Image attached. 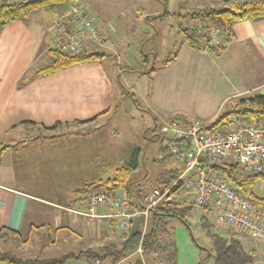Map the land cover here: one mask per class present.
I'll return each mask as SVG.
<instances>
[{
    "label": "crops",
    "instance_id": "crops-1",
    "mask_svg": "<svg viewBox=\"0 0 264 264\" xmlns=\"http://www.w3.org/2000/svg\"><path fill=\"white\" fill-rule=\"evenodd\" d=\"M223 1L105 0L102 4L89 0L86 6L91 16L109 34L106 42L95 48L105 56L99 62L75 65L51 75L38 71L53 60L50 51L57 46L53 31L58 19H50L46 11H35L28 18L0 27V252L9 246V239L19 240L16 246L20 250L37 241L43 250L47 232L51 243L60 232L69 233L72 241H85L79 250L67 253L120 242L115 222L89 221L72 212L82 207L74 191L99 179H111L114 171L116 174L117 168L128 163L138 150V146L123 149L118 143L112 144L115 130L108 136L103 133L105 125L101 121L116 113L120 107L117 102L131 92L122 90L119 80L116 88L113 83L115 73L122 77L126 71L102 65L105 51L111 50L109 40L114 34L119 42L126 32L138 31L145 11H165L164 17L173 6L178 16ZM103 5L111 7L118 19L112 22L104 17ZM121 11H134L132 22L121 20ZM215 42L224 44L220 37ZM224 45L226 51L218 55L182 42L169 65L145 75L152 88L141 110L154 120L152 137H157L154 131L160 121L175 115L207 124L228 111L234 99L264 96V18L235 24L233 37ZM133 109L131 106L130 113ZM142 134L148 135L145 131ZM178 169L183 171L181 166ZM209 216L216 233L239 239L247 252L254 253L253 264H264V237L255 239L243 232H230ZM162 246L171 254L163 241ZM136 259V255H130L120 264H134ZM199 259L198 255L194 264ZM147 262L156 264V259L150 254ZM65 264L89 263L71 259Z\"/></svg>",
    "mask_w": 264,
    "mask_h": 264
},
{
    "label": "built area",
    "instance_id": "built-area-1",
    "mask_svg": "<svg viewBox=\"0 0 264 264\" xmlns=\"http://www.w3.org/2000/svg\"><path fill=\"white\" fill-rule=\"evenodd\" d=\"M3 1L7 0H0V3ZM197 29L208 31L211 42L220 37L219 30L211 25L201 24ZM53 35L56 50L68 55L91 52L107 40L106 31L79 0L74 1L69 13L55 23ZM211 123L174 121L156 128L155 136L166 141L168 154L181 164L183 171L168 187L155 188L147 205L138 203L134 206L123 193L91 191L82 197L81 209L72 212L89 221L105 219L115 222L119 240L125 242L136 216H141L139 230L143 239L151 209L172 202L173 198H186L196 208L206 210L217 225L228 231L263 238L264 206H256L247 200L237 186L223 173L213 171L210 165L231 162L238 164L245 173L264 174V124L236 117H231L230 123L224 121L214 128ZM101 209L104 212L101 213ZM134 254L142 264H148L142 243ZM151 254L156 264H170L166 247H159ZM95 264L101 263L96 261Z\"/></svg>",
    "mask_w": 264,
    "mask_h": 264
},
{
    "label": "rangeland",
    "instance_id": "rangeland-1",
    "mask_svg": "<svg viewBox=\"0 0 264 264\" xmlns=\"http://www.w3.org/2000/svg\"><path fill=\"white\" fill-rule=\"evenodd\" d=\"M79 1L88 5L87 2L89 0H84L86 3L83 0ZM99 1L105 4V0ZM72 4L73 2L62 3L57 5L52 11L46 13L50 19L60 20L69 13ZM152 4L157 10L160 9L158 4ZM103 8L107 14H104V17L111 18L112 22L118 19L111 7L103 5ZM174 10L172 6L170 11H168L169 15L166 17H161L165 11H145L143 18L145 20L150 19L151 22L147 23L142 18L138 22L139 30L126 32L119 42L115 40L114 34H112L108 44V46L111 45V50L105 51L107 57L102 62L104 67L114 66L117 69H122L121 71H126L122 77H118L119 75L117 76V73H115L113 83L116 88L120 81L121 89L124 88L126 91L131 90V92L125 93V97L120 99V103L117 102L120 105L118 111L114 114L112 112L101 122L105 125L103 133H106L107 136L110 131L115 130L113 139H111L112 144L118 143L123 149H131L133 146H138L137 149L140 153L139 167L130 177V180L134 182L131 186L132 197L130 199L134 206L138 205V201L147 205L148 197L155 188L159 187L157 183L158 177L163 172L166 173L181 166L175 158L168 154L166 141L162 137H152L153 132L151 129L154 127V120L149 113L141 110L146 100H149L152 88L150 78L145 75L157 73L164 68L167 62H172L179 52L180 45L182 42H185L182 29L189 26H198L197 23H192L191 20H180L177 16L179 11ZM63 11L64 13L67 12L64 14ZM132 12L121 11L119 18L123 21L128 20L132 22ZM108 36L109 34L107 33V38ZM92 51H98V49L93 48ZM124 59L131 64V68L126 66L125 61H123ZM134 70L138 71L136 72L137 74L133 73ZM113 99L115 100V97ZM131 106L135 107L132 113H130ZM226 111L227 109L224 112ZM171 122L174 121L165 119L164 122L160 121L157 126L159 127L162 124ZM143 131L148 133V135L144 137ZM35 135L31 134L30 137H34ZM129 159L123 161L126 162ZM228 164L233 163L230 162ZM114 177L115 171L112 178ZM32 180L35 182L36 178L33 177ZM261 182L264 183V180H260L257 183V191L264 196V189H260ZM172 202L178 204L179 212L184 218V221L179 218L170 219L165 232L162 234V241L169 246L171 251L173 264H194L198 255L200 258L198 264H216L214 253L212 252L211 239L206 229L201 225V219L207 216L206 210L196 208L186 198H173ZM189 206L190 209L183 212ZM213 231L215 232V230ZM49 235V232H47V236L44 239L46 248L43 250L38 241L37 244L31 245L27 249L21 248L20 250L16 246V244H19V240L17 239H9V246H4L1 250L3 252H10L22 260L37 257L44 260L60 258L63 254L72 252L70 250H79L85 243V241L81 240L72 241L69 233L60 232L58 237L53 236L52 240L56 242L54 244V242H50ZM4 244L2 242V245Z\"/></svg>",
    "mask_w": 264,
    "mask_h": 264
},
{
    "label": "trees",
    "instance_id": "trees-1",
    "mask_svg": "<svg viewBox=\"0 0 264 264\" xmlns=\"http://www.w3.org/2000/svg\"><path fill=\"white\" fill-rule=\"evenodd\" d=\"M78 0H21L17 2L3 1L0 3V27L21 18H28L35 11H52L57 5L65 2H74ZM168 13L165 14V17ZM180 20H191L198 26L191 28H183L182 32L185 42L192 49L200 51H210L221 55L226 51L225 43L233 37L234 25L247 20H256L264 18V0H245L239 2L236 0H226L216 5L211 2L208 6L188 10L178 15ZM201 24L211 25L219 30L220 38L223 42H211L208 31H199L197 27ZM50 54L53 58L52 62L45 67L39 69L38 73L43 75H51L66 68L99 62L105 54L97 51L86 52L80 55H68L60 53L57 50H51ZM171 62H167L165 66ZM236 117L239 120L247 118L249 121L257 124H264V96L254 95L250 97H242L232 100L229 110L221 113L217 119L211 123L214 128L224 121L230 123V118ZM171 121H180L182 123H190L186 118L175 115ZM83 122H76L82 124ZM57 127H51L49 130ZM139 167V150H136L131 160L119 166L116 170L114 178L86 184L84 187L74 191L76 200L80 203L82 197L91 191H107L113 193H123L130 200L132 197L131 186L134 183L130 177ZM215 172L223 173L235 186L238 187L240 193L256 206H264V196L257 191V183L264 180V174L255 175L245 173L238 164L224 163L222 165H210ZM181 174L179 169H173L169 172L162 173L158 179V188H166L173 183ZM143 206L144 204L141 203ZM190 209L185 208L183 212ZM210 214L201 219V225L206 229L211 242L212 252L216 264H253L255 260L254 253L245 250L242 242L235 237H223L214 232L213 223ZM179 218L184 221L182 214L179 212L178 204L174 202H164L150 210L149 226L146 234L142 239L140 230L134 234L130 233L125 242L113 243L98 247L96 249H87L78 253H68L57 259L40 258L22 260L11 254L10 252H0V263L4 264H65L67 261L85 260L89 264H95L97 260L101 264H117L123 259L133 255L140 243L144 248L146 256L150 255L154 250L162 247V234L165 232L169 220ZM171 254L169 253L170 264ZM134 264H142L137 258Z\"/></svg>",
    "mask_w": 264,
    "mask_h": 264
},
{
    "label": "water",
    "instance_id": "water-1",
    "mask_svg": "<svg viewBox=\"0 0 264 264\" xmlns=\"http://www.w3.org/2000/svg\"><path fill=\"white\" fill-rule=\"evenodd\" d=\"M140 222H141V216L138 215L135 217L133 223H132V227H131V233L134 234L136 231H138L139 226H140Z\"/></svg>",
    "mask_w": 264,
    "mask_h": 264
}]
</instances>
